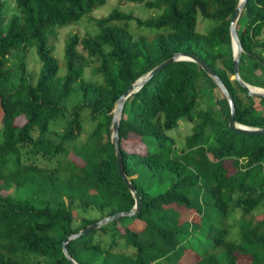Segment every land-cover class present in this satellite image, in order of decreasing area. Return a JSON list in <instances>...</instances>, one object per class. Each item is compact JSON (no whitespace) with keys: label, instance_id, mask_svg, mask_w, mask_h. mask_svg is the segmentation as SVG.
<instances>
[{"label":"trees","instance_id":"1","mask_svg":"<svg viewBox=\"0 0 264 264\" xmlns=\"http://www.w3.org/2000/svg\"><path fill=\"white\" fill-rule=\"evenodd\" d=\"M13 1L19 12L0 33V264H71L62 249L67 235L134 204L110 139L112 110L130 83L173 52L200 56L230 91L236 120L264 126V96L250 95L233 77L229 22L238 0H124L155 13L141 17L113 7L93 18L94 32H70L64 74L58 73L51 37L107 0ZM6 3L0 0V19ZM200 19L206 20L204 30ZM132 20L145 32L135 33ZM237 31L240 75L264 87V0L245 1ZM31 48L40 62L36 78L26 67ZM13 51L20 56L12 86ZM87 67L99 80L85 79ZM200 75L219 91L221 118L210 108L194 109L205 86ZM77 93L67 112L64 100ZM84 111L93 125L79 141ZM229 113L214 79L193 60L164 65L132 92L119 136L139 210L70 239L72 257L80 264H238L247 255L250 264H264V213L250 216L264 204V134L231 129ZM182 116L198 121L178 146L167 131ZM60 117L64 126L56 130ZM150 140L156 141L152 149ZM70 149L82 163L65 157ZM74 200L101 215L82 216L74 225ZM232 206L241 210L237 239L228 237ZM98 230L109 233L107 247L95 239ZM120 239L132 251L115 248Z\"/></svg>","mask_w":264,"mask_h":264},{"label":"rangeland","instance_id":"2","mask_svg":"<svg viewBox=\"0 0 264 264\" xmlns=\"http://www.w3.org/2000/svg\"><path fill=\"white\" fill-rule=\"evenodd\" d=\"M113 7H119L121 10H125V11H132L135 15H138L141 17H147L155 13L154 8H147L141 4L127 2L124 0H107L104 4L94 9L89 15L83 16L81 19L77 21H73L61 27H58L56 36L51 37L50 41L53 44V54L58 57L59 62H60V68L58 70L59 74H64L66 70L65 63H64V43H65V38L67 37V35L70 32H76L79 35H84L88 32H91V33L94 32L96 30V25L94 24L93 18L105 15ZM18 12H19L18 8L15 6L14 1L7 0L2 19H0V33L1 34H4L6 32V28L8 26L11 16L14 13H18ZM130 26L134 30L135 33L145 32L144 29H140L139 27H137L135 21L133 20L131 21ZM197 26L200 30H204L206 27V20L200 19ZM13 56H14L13 59L9 63L12 68V75L10 79V85L12 86L16 85L18 82L19 73H18V68L16 64L18 62V58L20 54L19 52L13 51ZM25 57H26L27 71L31 72L34 78H36L37 73L40 68V62L38 60V57L34 49L31 48L26 53ZM84 77L85 79H88V80H96V79L99 80L98 75L92 73L90 67H87L85 69ZM197 80L205 84V86L201 92L199 101L196 103L194 109L210 108L212 111H214L217 117L221 118L219 106L216 103V96L217 94H219L218 89L213 88L211 86H207L206 85L207 81H205V78L202 75H200V77H198ZM79 98H80V94L77 93V94H73L72 96L64 100L67 112H69L71 105L74 104ZM1 115H2V111L0 109V118H1ZM24 119H25L24 116L20 115L19 117H17V122L22 123ZM197 121H198V118L190 120L182 116L180 117L178 124L174 126L173 128L169 129L167 131V134L175 138L176 144L178 146H182L184 145V142H185V136L189 132H191L195 122ZM83 123H84V130L81 133V135L78 137L79 141L85 138L87 132H89V130L92 128V125H93V123L91 122V119L89 118V114L87 111L83 112ZM1 126L2 125L0 121V133H1ZM63 126H64L63 118L60 117L54 121V129L60 130L63 128ZM155 145H156V141L150 140V143L148 144V148L152 149ZM125 146H128V145L126 144ZM146 147H147V144H146ZM145 150H147V148ZM65 157L68 159H72L76 163H82L81 159L77 155H75L72 149H70L67 152ZM165 184L167 185V182ZM152 186H155V184L153 183ZM11 190L12 189H10V191ZM1 191L2 193L7 192V190L5 189H2ZM70 206L72 208L73 215H74V225L76 226L79 225V219L82 216L99 217L101 215V212L98 209L94 207H84L80 205V203L77 200H74ZM255 213H264V204L257 205L254 208L253 212L250 213V216H253V214ZM240 216H241L240 208L232 206L226 218V221L229 224L228 237L233 238V239L239 238L240 231L238 228L239 227L238 223H239ZM95 239L99 241L103 247H107L110 241V236H109V233L98 230L95 233ZM115 248H118L119 250H123V251H129V252L132 251V247L125 245L122 239L119 240V245L116 246ZM39 259L43 260V258H39ZM238 264H250V257L247 255L240 256L238 259Z\"/></svg>","mask_w":264,"mask_h":264},{"label":"water","instance_id":"3","mask_svg":"<svg viewBox=\"0 0 264 264\" xmlns=\"http://www.w3.org/2000/svg\"><path fill=\"white\" fill-rule=\"evenodd\" d=\"M246 0H238L235 9L233 11V14L231 16L230 22H229V29H230V36H231V42H232V48H233V68H234V74L233 77L238 80V82L246 89V91L250 95H261L264 96V87L253 85L248 82H246L240 75L239 70V60H240V54L242 50V44L240 42L238 31H237V20L238 17L243 9L244 3ZM178 59H188L195 61L209 76H211L218 87L220 88L223 95L226 97L230 113L228 116V125L231 129L236 131H241L244 133H250V134H264V126H251L247 124L240 123L235 118V103L233 101L232 95L230 91L228 90L226 84L223 82L221 77L216 73V71L206 62L204 61L200 56L188 52V51H175L171 56L168 58L162 60L160 63L152 67L146 74L139 76L136 80H134L132 83L128 85V87L119 95V97L116 99L113 110H112V117H111V124L109 127V133H110V139L114 147V153L116 155V161H117V167L119 170V173L121 174L124 182L126 183L129 191L131 192L132 196L134 197V204L128 208L123 210H118L114 213L105 215L86 226L78 229L77 231L67 235L63 242H62V249L67 257L68 261L71 264H80L78 261H76L72 255L70 254L67 242L77 237L85 232H87L90 229H94L99 227L100 225L117 218L122 215H132L136 213L139 210L140 207V194L138 190L135 188V186L132 184L130 178L126 174L123 162H122V150L120 147V136H119V124L123 113V106L125 99L134 91L138 90L139 87L144 84L154 73L158 72L164 65L173 62Z\"/></svg>","mask_w":264,"mask_h":264},{"label":"crops","instance_id":"4","mask_svg":"<svg viewBox=\"0 0 264 264\" xmlns=\"http://www.w3.org/2000/svg\"><path fill=\"white\" fill-rule=\"evenodd\" d=\"M257 106L260 107L259 104H257Z\"/></svg>","mask_w":264,"mask_h":264}]
</instances>
